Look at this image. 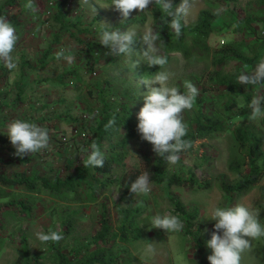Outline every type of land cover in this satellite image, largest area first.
I'll list each match as a JSON object with an SVG mask.
<instances>
[{
	"label": "rangeland",
	"instance_id": "obj_1",
	"mask_svg": "<svg viewBox=\"0 0 264 264\" xmlns=\"http://www.w3.org/2000/svg\"><path fill=\"white\" fill-rule=\"evenodd\" d=\"M27 2L28 0H25L23 3L24 8H26ZM32 2L33 4L35 3L34 6L37 10L35 12L24 11L25 13L24 15L22 14L23 16L20 20L24 30L21 43L22 47H25L26 44L34 46L28 58L31 62L34 61L35 66H37L38 60L42 57L49 44H51L53 34L57 30L51 27L50 15H47L48 0H32ZM152 5L149 6V11L145 13L147 15L145 24L130 26L126 30L135 29L138 36L142 35L148 26L159 31L153 24ZM67 8L69 20L74 22L76 20H91L96 14L102 15L98 25H94L91 28V35L81 37L87 44L89 42H93V44L97 42L99 44V46H93L92 50L98 58L101 54L106 56L98 59L99 62L93 73H81L83 79L77 87L67 84L69 81H74L73 78H69L65 87L38 82V87L34 92L28 90L30 94L23 97L24 101L18 106V109L14 112L15 114L12 115L11 121L22 119L47 128L50 136L49 148L21 158L15 155L16 149L13 145L0 144V171L4 173L11 174L26 171L31 177L46 175L52 177L56 171H61L65 175L67 166L73 167L80 164L82 158L76 149L75 141L79 139L78 135L81 126L72 122L71 118L66 117V115L77 118L81 121V125L94 127L102 109L97 90L107 81L113 89L114 96L118 99L130 103L138 111L143 107V94L148 91V86L141 83L140 67L144 61L142 53L147 46L142 41L137 43L139 44V51L137 52L139 55H135L133 60H137L140 63L132 70L126 57L114 56L110 54L109 48L100 44L101 22L107 23L113 29L117 21L126 20L114 6H109L99 0H74L69 2ZM202 10H210L218 14V18L215 21L217 29H221L225 24L228 26V29L210 38L209 43L212 50L240 37L241 35L235 33L233 29L235 17H245L251 13L254 14L255 11L254 0H237L232 4H226L218 0H197V5L192 14L186 18V24H193ZM83 11L86 12L87 16L82 13ZM138 14L139 11L134 10L127 19L136 17ZM61 41L59 45L54 47V57H49L53 66L51 75L64 70L81 68L84 65L79 61L76 62V59L71 64L63 59H56V53L61 49L65 51V55H70L71 53H66L67 50L79 48L76 40L68 34H65ZM35 46L38 48H35ZM81 48L82 45H80ZM213 58V52L197 55L187 61L177 55L171 59L166 69L162 70H168L174 74L170 83L179 89L185 91L183 87L185 80L192 82L199 89L197 98H205L207 103H211L208 105L209 110H211L215 106L222 105L219 94L205 87L206 82L209 81L206 74L213 71ZM238 65L236 61L230 60L222 65L221 68L226 73L233 74L236 72ZM37 71L39 76L34 74ZM40 71L38 68L31 71L29 77L34 74L33 76L39 81L42 79ZM158 86L153 85V87ZM247 88L254 91L255 96L264 95V86L247 85ZM203 89L207 91L203 92ZM89 92L92 94L90 99L88 96ZM13 96H15L14 93ZM212 103L214 104L213 106ZM243 105L240 104V106ZM193 110L194 108L191 111H185L183 118L192 116ZM10 113L9 109H5L4 114H0V119L4 115L9 116ZM244 120H249L248 116ZM250 121L261 126V130L264 132V128L261 125L262 119ZM7 126L3 129L6 134ZM207 148L211 157L210 162L199 169L195 167L198 161L197 153L180 156V159H182L181 165L185 166L186 169H194L200 180L211 181L210 189L188 190L172 187L170 192L178 196L188 209L197 207L201 212L200 218L202 222L209 230H214L215 221L211 220L214 208L233 206V203L229 202L223 191L220 177L225 176L230 182L236 180V176L229 172L228 167L234 158L240 156V150L231 132L210 139ZM144 152H147L153 160L159 156L153 150L152 144L143 140L141 135H139L129 143L128 158L125 164L126 169L140 167L142 163L141 155ZM179 169V162L175 165H169V170L173 173L178 172ZM186 169L184 172H186ZM122 172V168L118 169L115 171V176L119 177ZM184 172L183 174L187 176ZM261 186H264V180ZM150 187L151 192L149 194L135 195L129 199L127 206L142 209L139 220L144 232L140 240L128 244H119L116 247V251L121 257L119 264H199L198 252L190 238L184 234V228L179 233H166L162 229L152 228L151 220L155 215L178 214L174 212V208L166 196L165 186L150 184ZM120 197L121 193L118 187L113 185L105 190L101 196V199L108 202L110 216L116 225H118L119 220ZM101 199L95 201L85 188L76 194L56 196L43 189L31 193L22 187L7 188L0 185V264L16 263L23 237L27 239L32 256L46 255L49 257L50 242L42 243L36 234L38 232L48 233L50 230L62 233L64 239L58 243V246L73 258L74 252L85 247L99 228L98 218L101 212ZM20 200H27L32 204L30 217L21 215L18 206H10L11 203L19 202ZM238 203L250 205L258 210L260 223L264 225V196L260 187H256L242 196L236 204ZM75 211H78V213L76 215L72 214ZM70 218H73L75 225L70 233H66L64 221L71 220ZM148 243H152L155 249L154 253L146 251ZM206 249L207 258L212 253L207 245ZM46 264H50V261L47 260ZM242 264H264V237L252 241L251 251L243 255Z\"/></svg>",
	"mask_w": 264,
	"mask_h": 264
},
{
	"label": "trees",
	"instance_id": "obj_2",
	"mask_svg": "<svg viewBox=\"0 0 264 264\" xmlns=\"http://www.w3.org/2000/svg\"><path fill=\"white\" fill-rule=\"evenodd\" d=\"M72 1L74 0H56V4L50 14H47L50 15L51 27L55 28L57 32L53 34V40L38 60L37 66L34 67L30 61H23V79L26 78V70H34V68L44 69L49 65V57H53L54 47L61 43V38H64L65 34H68L82 45V48L75 52V56L77 61L84 65L81 68L67 70L54 78L46 77V79L44 78L41 81L42 83L48 80L46 82H51L61 87L67 86L68 83V85L77 87L83 79L81 73H93L99 62L98 59L106 56L101 54L98 58L92 50L99 44L97 42L95 44L93 42L87 44L82 38L85 35H91V28L94 25H98L102 15L96 14L91 20L85 19V22L81 20L71 21L69 20L67 5ZM99 1L108 5L112 2V0ZM218 1L232 4L237 0ZM24 2L25 0H0V16H5L15 27L18 24L20 26L21 17L25 12L30 11L23 7ZM180 3L181 0H172L174 8ZM254 9V14L251 13L245 17H235L233 21L234 32L239 33L241 36L214 50L210 46V38L228 29L227 24L222 26L221 29L215 27V21L218 18L217 13L210 10L200 11L196 21L190 25L186 24L182 35L177 39L174 32L167 25L161 24L160 19L163 13L159 8L153 4L151 9L153 24L160 31L163 40V42L158 41L157 45L161 47V54L168 56L169 62L177 55L187 61L197 55H204L210 52L214 54L213 71L206 74L209 81L206 82L205 87L219 94L222 105L215 106L209 110L208 105L211 103H207L205 98L196 99L193 107L194 113L192 116L184 118L188 125V134L185 139L190 140L193 147L186 152H182L180 156L197 153L198 161L195 167L199 169L208 164L211 159L208 154V141L231 132L240 150V156L234 158L228 167L229 172L236 176V180L230 182L225 176H221L220 179L222 180L223 191L229 202L233 203V206L236 205L242 196L256 187H260L264 196V186H261L264 180V132L261 130V126L250 120H244L250 114V109L247 105L255 96V93L247 88V85L240 84L237 80L240 72L250 71L259 59L264 58V0H254ZM82 13L86 15L85 11ZM146 22L147 15L139 12L136 17L117 21L113 26L114 30H112L125 31L130 26L143 25ZM17 29L18 26L16 31ZM78 36H80L79 39ZM137 43H139V40ZM138 46L139 44L135 46L136 52L139 51ZM230 60L239 64L233 74L226 73L221 68L222 65ZM2 64L0 62V65ZM158 71L159 66H149L145 61L142 62L140 67L141 78H151ZM5 78V76L1 78L0 87L4 85ZM69 78H73L74 81H69L66 84ZM26 90V85L23 86L21 83L17 87L15 96H13L12 90L3 91L1 89L0 114H4L5 109L15 112L18 106L23 103V96L29 95ZM180 91L184 92L183 89H180ZM205 91L207 90L203 89V92ZM97 92L102 109L94 127L81 125L80 120L66 115V117L71 118L72 122L81 126L78 135L79 139L75 141L76 149L82 158L80 164L73 167L67 166L65 175L61 171H56L52 177L49 175L31 177L26 171L11 174L0 171V185L7 188L22 187L31 193L43 189L56 196L76 194L85 188L95 201L100 200L104 191L109 187L112 185L117 186L121 193L118 225L114 223L110 216L108 202L101 199V212L98 218L99 228L85 247L74 252L73 258L61 250L58 243L51 242L48 250L49 257L46 255L32 256L27 239L23 237L19 256L15 264H46L47 260L50 261V264H119L121 257L117 253L116 247L119 244H128L140 240L144 232L139 220L142 209L139 207L132 208L127 205L129 199L135 196V194L130 192L131 183L145 171L149 172L150 184L166 187V196L173 206L174 212L180 216L184 223V234L190 238L198 252L199 264H210L206 258V245L211 238L213 230H209L202 222L200 218L201 212L197 207L188 209L178 196L170 192V189L179 187L188 190H207L211 187V181L200 180L194 169H186L185 166L181 165L182 159L179 160V171L173 173L169 170V164L163 157L158 156V158L153 160L147 152L141 155L142 163L140 167L126 169L125 164L128 158L129 143L140 135L137 129L139 111L130 103L123 102L114 96L115 94L108 81L104 85L102 84ZM88 96L90 99L92 96L91 92L88 93ZM240 104L244 105L240 106ZM113 117L115 118V124L112 128L105 130V125ZM11 122L8 115L1 117L0 144L12 145L9 137L3 131L5 126ZM261 125L264 128V119H262ZM93 141L98 143L104 153L105 163L102 168L89 167L85 169L83 161ZM120 168L123 169V172L119 177H116L115 171ZM185 169L186 172H184ZM11 205L18 206L21 215L31 216L32 204L29 201L20 200L19 202L11 203ZM77 213L78 211H75L72 214L76 215ZM74 225L75 221L73 218L65 220L64 228L66 233H70Z\"/></svg>",
	"mask_w": 264,
	"mask_h": 264
},
{
	"label": "clouds",
	"instance_id": "obj_3",
	"mask_svg": "<svg viewBox=\"0 0 264 264\" xmlns=\"http://www.w3.org/2000/svg\"><path fill=\"white\" fill-rule=\"evenodd\" d=\"M152 4L163 13L161 24L167 25L178 39L186 26V18L197 5V0H181L175 8L171 0H112L110 5H114L122 17L127 19L134 10L147 13ZM25 7L32 12L37 10L32 0H28ZM111 29L107 23H100V44L109 48L110 54L126 57L133 70L140 63L133 60L135 55H139L135 51L139 40L147 46L142 53L145 63L149 66H159V71L151 78L143 77L141 80V83L148 86V91L143 94L144 103L137 116V129L141 138L151 143L159 156L169 165H175L180 160V154L193 147L192 142L185 139L188 125L183 114L193 109L199 89L192 82L185 80V91L181 92L177 86L170 83L174 74L168 70H160L166 69L169 64L168 56L161 54V47L157 45L158 41L163 42L160 31L148 26L143 34L138 36L135 29ZM18 41L15 26L5 16H0V62L10 72L18 68V57L13 55ZM56 59H63L69 64L75 60L72 55H65L63 49L56 53ZM237 80L243 85L264 86V58L259 59L250 71L240 72ZM247 107L250 109L249 120L264 119V95L254 96ZM114 124L113 117L105 125V130L112 128ZM7 136L16 149L15 155L21 158L49 148V130L33 122L13 120L7 126ZM104 163V153L98 143L93 141L83 161L84 168H102ZM130 192L135 195H147L151 192L148 171L143 172L131 183ZM259 217V211L250 205L238 203L231 207L214 208L211 217V220L215 221L214 230L207 241V247L212 253L207 257L210 264H242L243 255L251 251L252 241L264 237V225H261ZM151 224L152 228L162 229L166 233H179L184 228L180 217L171 214H157L152 218ZM36 235L42 243H59L64 239L61 232L54 230L48 233L38 232ZM146 251L155 252L152 243H148Z\"/></svg>",
	"mask_w": 264,
	"mask_h": 264
},
{
	"label": "crops",
	"instance_id": "obj_4",
	"mask_svg": "<svg viewBox=\"0 0 264 264\" xmlns=\"http://www.w3.org/2000/svg\"><path fill=\"white\" fill-rule=\"evenodd\" d=\"M17 26H18V29L16 32H17V34L20 35V37H19V41L17 43L16 49H15V52L13 53V55H14V57H18V68L15 71L10 72L5 66H3L4 64L0 65V80H2L1 78L4 76L6 77L4 79L5 80L4 86H2V88L0 87V90L1 89L3 91L12 90L13 93L16 94L17 87L20 86V83H21V85H23V86L26 85V87H27L26 91L30 90V92H34L36 90V88L38 87V82L40 83L42 80H44V78L46 79V77H49V76H51L50 78H52V77L54 78V77L60 75L61 73L65 72V70L63 72H58L55 75H51L53 73V71H52L53 66L51 65V62H50L51 60H49V65L46 68L39 69L42 71V72L41 71L39 72L42 76V79H40L38 81L37 78L35 76H33L34 74H37L39 76L38 71L29 77L30 72L36 70L37 68H34V70H30V69L26 70L27 71L25 74L26 78L23 79V75H22L23 74L22 73L23 61L27 60V61L31 62V60L28 58V55H30L32 53L34 46L32 44L30 46H28L26 44L25 47H22L21 41L23 40L22 35L24 33L23 32L24 30H23V26L21 24H20V26H19V24ZM76 42H78V41H76ZM77 44L79 45V48H75L73 50H67V52H66L67 54L71 53L70 55H72L76 60H77V57L75 56V52L77 50L79 51V49H80V44L79 43H77ZM35 48H38V47L35 46ZM53 57H54V55H53ZM76 62H78V61H76ZM31 64L35 67L34 61H32ZM46 81H48V80H46ZM46 81H43V83L48 84V85L54 84V83L46 82ZM43 83H41V84H43ZM59 87H61V86H59ZM13 114H15V113L11 111V113L9 114L10 120H11V117Z\"/></svg>",
	"mask_w": 264,
	"mask_h": 264
},
{
	"label": "built area",
	"instance_id": "obj_5",
	"mask_svg": "<svg viewBox=\"0 0 264 264\" xmlns=\"http://www.w3.org/2000/svg\"><path fill=\"white\" fill-rule=\"evenodd\" d=\"M55 4H56V0H49L48 1L47 14H50V11L52 10V8L54 7Z\"/></svg>",
	"mask_w": 264,
	"mask_h": 264
}]
</instances>
